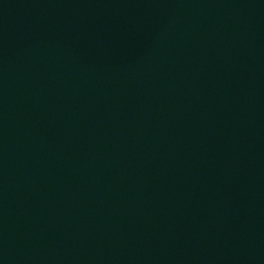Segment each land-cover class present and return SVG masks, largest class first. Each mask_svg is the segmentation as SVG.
Returning a JSON list of instances; mask_svg holds the SVG:
<instances>
[{
	"label": "water",
	"instance_id": "95a60500",
	"mask_svg": "<svg viewBox=\"0 0 264 264\" xmlns=\"http://www.w3.org/2000/svg\"><path fill=\"white\" fill-rule=\"evenodd\" d=\"M0 264H264V0H0Z\"/></svg>",
	"mask_w": 264,
	"mask_h": 264
}]
</instances>
